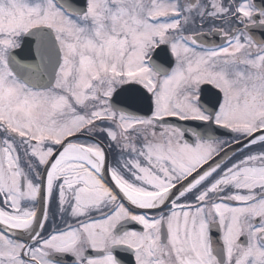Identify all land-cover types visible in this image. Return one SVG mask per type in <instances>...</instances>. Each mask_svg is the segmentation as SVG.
Returning <instances> with one entry per match:
<instances>
[{
  "label": "snow or ice",
  "instance_id": "obj_1",
  "mask_svg": "<svg viewBox=\"0 0 264 264\" xmlns=\"http://www.w3.org/2000/svg\"><path fill=\"white\" fill-rule=\"evenodd\" d=\"M0 264H264V0H0Z\"/></svg>",
  "mask_w": 264,
  "mask_h": 264
}]
</instances>
